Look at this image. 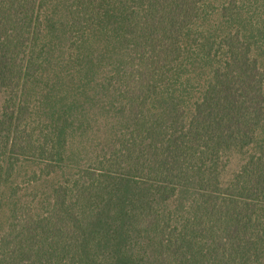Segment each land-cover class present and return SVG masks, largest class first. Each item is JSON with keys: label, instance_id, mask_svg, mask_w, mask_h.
<instances>
[{"label": "trees", "instance_id": "obj_1", "mask_svg": "<svg viewBox=\"0 0 264 264\" xmlns=\"http://www.w3.org/2000/svg\"><path fill=\"white\" fill-rule=\"evenodd\" d=\"M0 264H264V0H0Z\"/></svg>", "mask_w": 264, "mask_h": 264}, {"label": "rangeland", "instance_id": "obj_2", "mask_svg": "<svg viewBox=\"0 0 264 264\" xmlns=\"http://www.w3.org/2000/svg\"><path fill=\"white\" fill-rule=\"evenodd\" d=\"M241 156L240 155H233L230 159L227 171H226V176H230L234 171H236L240 165L241 162Z\"/></svg>", "mask_w": 264, "mask_h": 264}]
</instances>
